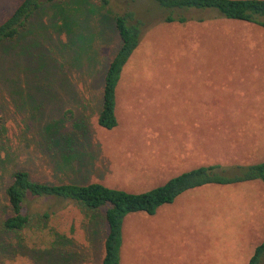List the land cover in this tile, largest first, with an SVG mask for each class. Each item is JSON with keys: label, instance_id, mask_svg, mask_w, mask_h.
I'll use <instances>...</instances> for the list:
<instances>
[{"label": "rangeland", "instance_id": "374dc122", "mask_svg": "<svg viewBox=\"0 0 264 264\" xmlns=\"http://www.w3.org/2000/svg\"><path fill=\"white\" fill-rule=\"evenodd\" d=\"M20 1L0 0V23ZM117 1L138 4L146 24L116 86L113 129L100 127L97 114L116 31L96 37L77 63L69 42L84 30L67 0L41 6L29 31L0 44L1 197L14 168L54 184L81 179L86 168V181L142 192L199 165L264 160V28L225 18L166 23L149 0ZM73 154L85 168L67 164ZM187 191L157 216L124 219L120 264L247 263L264 237V184ZM27 211L28 227L0 232V264H40L35 252L55 233L75 251L69 264H100L105 223L94 237L77 205L57 199H31ZM5 214L1 204L0 221Z\"/></svg>", "mask_w": 264, "mask_h": 264}, {"label": "trees", "instance_id": "16d2710c", "mask_svg": "<svg viewBox=\"0 0 264 264\" xmlns=\"http://www.w3.org/2000/svg\"><path fill=\"white\" fill-rule=\"evenodd\" d=\"M67 0H21L11 14L0 23V44L13 41L29 31L31 20L37 10L52 2ZM140 1V0H137ZM133 0L134 3H137ZM154 11L160 10L159 20L166 23L202 22L207 19L225 18L229 20L251 23L264 28V0H149ZM71 2V18L76 29H83L70 44H75L77 63L80 54L85 53L95 38L106 39L107 34L116 31L117 48L107 63L103 74L101 104L97 114V124L104 129H113L117 125L115 113L116 86L121 72L133 51L140 42L143 26L146 24L138 12V4L134 8H121L116 0H68ZM66 2V3H68ZM88 2L97 3L108 8L101 13L99 7ZM69 4V3H68ZM59 8L62 9L60 6ZM147 10H143L145 13ZM94 16V18H91ZM67 47V46H66ZM2 127L0 125V136ZM77 155V154H76ZM75 154L67 164L85 168L86 161H79ZM73 156V157H72ZM62 160V158H61ZM77 166V167H78ZM79 168V167H78ZM79 170V169H78ZM81 179H72L65 183L41 182L31 178L23 168H14L0 196V207H6V214L1 218L2 233L15 234L28 227L32 221L27 206L31 199L46 198L67 201L77 205L84 217L85 227L94 237L101 222L106 230L102 239V256L100 264H120L122 245V226L124 219L131 213L154 215L158 208L172 203L187 190L207 184L227 185L237 182L259 180L264 183V160L246 165L223 167L217 163L199 165L170 177L162 184L142 192H131L111 187L98 181H86L87 170ZM79 170V171H80ZM103 209L101 213L100 210ZM44 212L41 218H48ZM52 245L35 252L40 264H69L75 251L68 250L63 235H56ZM78 254V253H77ZM79 255V254H78ZM264 263V237L255 247L247 264Z\"/></svg>", "mask_w": 264, "mask_h": 264}, {"label": "crops", "instance_id": "0c3cea01", "mask_svg": "<svg viewBox=\"0 0 264 264\" xmlns=\"http://www.w3.org/2000/svg\"><path fill=\"white\" fill-rule=\"evenodd\" d=\"M258 182L261 184L262 181H259V180H258ZM262 183H263V182H262ZM263 184H264V183H263ZM187 192H188V191H187ZM187 192L181 194L178 198H180V200H182V198H184V197L186 196ZM189 196H191V194H190ZM162 207H165V205H163ZM166 207H167V206H166ZM262 207H264V195H263V206H262ZM159 209H161V208H158V210H159ZM158 210L156 211V212H157V213H156L157 215H158ZM157 215L154 214V215H152V216H157ZM248 260H249V259H248ZM247 262H248V261H247ZM246 264H247V263H246Z\"/></svg>", "mask_w": 264, "mask_h": 264}]
</instances>
